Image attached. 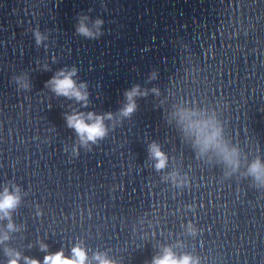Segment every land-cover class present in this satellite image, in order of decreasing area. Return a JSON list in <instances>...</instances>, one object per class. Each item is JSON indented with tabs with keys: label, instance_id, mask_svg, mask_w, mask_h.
<instances>
[{
	"label": "water",
	"instance_id": "1",
	"mask_svg": "<svg viewBox=\"0 0 264 264\" xmlns=\"http://www.w3.org/2000/svg\"><path fill=\"white\" fill-rule=\"evenodd\" d=\"M85 18L93 32L102 20V34L81 35ZM72 68L87 84V106L48 84ZM137 86L147 94L123 117ZM181 109L216 121L238 169L199 152ZM76 112L111 113L107 136L81 145L66 120ZM153 144L168 157L160 171ZM256 160L264 161V0H0V193L19 188L21 197L0 220L9 236L0 264H9L6 250L43 264L78 244L91 264L96 253L152 264L168 247L200 264H264Z\"/></svg>",
	"mask_w": 264,
	"mask_h": 264
},
{
	"label": "clouds",
	"instance_id": "2",
	"mask_svg": "<svg viewBox=\"0 0 264 264\" xmlns=\"http://www.w3.org/2000/svg\"><path fill=\"white\" fill-rule=\"evenodd\" d=\"M86 19L81 20L78 27V32L87 38H97L100 33L102 20L95 22L96 31L93 32L86 23ZM37 43H41L44 39L39 32L36 34ZM78 70H62L58 72L49 82L52 90L60 96L69 99H75L78 102H83L87 106L89 95L87 92L86 83H77L74 77L77 76ZM22 87L27 88L29 85L20 80ZM147 93L141 92L139 86L133 88L126 93L128 103L121 109L123 117H130L137 108L135 98ZM179 123L183 125L184 131L188 136L194 137V146L199 149L201 154L209 151H215L223 161L235 171L239 168L238 150L228 147L222 140V128L218 126L216 121L209 117L207 119H199L200 113L192 110L181 109L175 113ZM111 113L105 115H97L95 112H76L66 116L68 127L74 129L79 136L80 143L83 146H88L89 143H97L108 134V128L105 125V120L113 119ZM150 153L156 160L155 167L158 171L167 167L168 157L162 151L158 144H153L150 147ZM249 174L255 177L259 182L264 183V161L256 160L249 167ZM171 179L175 183L178 179V174L174 173ZM19 188L15 192H10L7 188L0 193V220L11 219V213L20 203ZM8 229L15 230L12 223L8 224ZM188 230L191 234L196 233L193 225L189 224ZM9 236L5 233L0 235V243L8 240ZM42 250H47V245H42ZM10 257L9 264H19L23 259L25 264H41L40 261L28 257H22L19 252L6 250ZM97 264H116L115 261L109 259L106 253H96L91 258ZM43 264H91L87 249L81 245H76L72 248L71 257L65 255L63 251L47 255ZM152 264H200L198 257L191 255L177 256L172 248H164L162 255L153 258Z\"/></svg>",
	"mask_w": 264,
	"mask_h": 264
}]
</instances>
